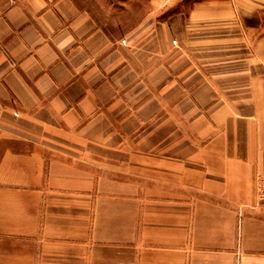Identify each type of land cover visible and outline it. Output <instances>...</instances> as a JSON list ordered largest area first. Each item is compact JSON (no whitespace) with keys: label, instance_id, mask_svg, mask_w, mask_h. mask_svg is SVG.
Here are the masks:
<instances>
[{"label":"crops","instance_id":"1","mask_svg":"<svg viewBox=\"0 0 264 264\" xmlns=\"http://www.w3.org/2000/svg\"><path fill=\"white\" fill-rule=\"evenodd\" d=\"M171 1L0 0V264H264V0Z\"/></svg>","mask_w":264,"mask_h":264},{"label":"rangeland","instance_id":"2","mask_svg":"<svg viewBox=\"0 0 264 264\" xmlns=\"http://www.w3.org/2000/svg\"><path fill=\"white\" fill-rule=\"evenodd\" d=\"M149 1H151L152 6H154L156 0H76V2L96 16L98 21L103 23L112 20L110 24L113 23L114 26L111 25L112 27H108L110 29L121 27L120 24L124 21L128 9L131 10V8H134V13L137 14L138 10L141 9L140 4H146ZM171 2L173 5L174 1L172 0ZM162 13L168 14L171 12L167 11ZM115 24H117V26H115Z\"/></svg>","mask_w":264,"mask_h":264},{"label":"built area","instance_id":"3","mask_svg":"<svg viewBox=\"0 0 264 264\" xmlns=\"http://www.w3.org/2000/svg\"><path fill=\"white\" fill-rule=\"evenodd\" d=\"M256 190H257L258 198L264 201V172L257 176Z\"/></svg>","mask_w":264,"mask_h":264}]
</instances>
